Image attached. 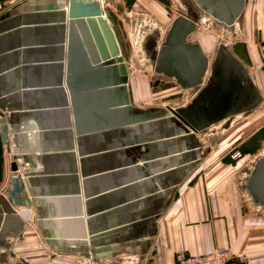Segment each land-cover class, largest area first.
Returning <instances> with one entry per match:
<instances>
[{
    "label": "crops",
    "instance_id": "1",
    "mask_svg": "<svg viewBox=\"0 0 264 264\" xmlns=\"http://www.w3.org/2000/svg\"><path fill=\"white\" fill-rule=\"evenodd\" d=\"M67 4L0 0V135L13 187L0 231L14 237L0 239V264H177L179 252L216 247L264 264V216L238 175L264 155V145L246 149L264 134L257 44H230L186 13L198 29L185 40L173 23L155 70L187 98L157 115L147 73L115 60L93 67L80 31L68 34ZM194 107L214 123L203 128L209 117L195 119ZM223 139L239 160L221 154Z\"/></svg>",
    "mask_w": 264,
    "mask_h": 264
},
{
    "label": "rangeland",
    "instance_id": "2",
    "mask_svg": "<svg viewBox=\"0 0 264 264\" xmlns=\"http://www.w3.org/2000/svg\"><path fill=\"white\" fill-rule=\"evenodd\" d=\"M92 1L93 3H100L101 11H105L117 37L121 55L113 61L115 69L119 70L120 66L125 67L127 74L130 71L143 70L150 76L154 90L152 102L157 107V112L152 113L157 115L165 114L171 106L179 105L185 102V98H187L182 94L173 97L171 95L172 91L169 89L171 85L166 83L164 75L158 74L164 70L166 60L163 54L166 51V40L170 42L169 37L171 35L169 36V32L171 26L174 23L179 26L180 30H183L184 17L182 16L186 13H191L199 19V28L219 37L224 36L230 44L234 41L242 40L245 42L251 39L254 44H257L258 48L259 43L264 41V0H237L236 2L239 4L237 9H241L242 2L244 3L237 21L233 18L232 4L229 0H210L211 2L202 0L203 5L197 4L196 0H137L134 5L133 0ZM210 3L217 8L220 16L218 18L226 26L220 23L219 26H216L213 17L209 13L204 21L198 18V15H201V10H206L211 5ZM195 29H198V26ZM188 34L189 32H185V40ZM183 43L186 44V42ZM160 54L163 58L158 57ZM155 69H158L159 72L157 73ZM263 136L264 134L252 139L253 141L246 145V149L249 148L253 151L261 149L260 147L264 145ZM210 141L214 144L218 143L217 139ZM231 149L230 141L223 139L221 154L227 153V157H231L233 161L239 160L241 153L239 152L240 156L234 158V154L238 151H232ZM255 161V157H247L243 161V166L240 168L238 175L240 176L241 190L250 202H253L254 213L264 216V206L261 205V202L252 199L247 191L249 177L256 173ZM11 183L5 171L4 152L0 135V226L3 219L1 217H4L3 215L7 210L6 193L12 195L13 187ZM7 236L4 230L0 231L2 241ZM8 237L14 238L12 235ZM134 262L131 259L128 264H134Z\"/></svg>",
    "mask_w": 264,
    "mask_h": 264
},
{
    "label": "water",
    "instance_id": "3",
    "mask_svg": "<svg viewBox=\"0 0 264 264\" xmlns=\"http://www.w3.org/2000/svg\"><path fill=\"white\" fill-rule=\"evenodd\" d=\"M68 1L71 2L70 10L67 11L68 34L69 36H71L72 32L76 31V29L80 31L84 44L87 45L89 58L93 67L101 63H106L108 61L118 59V57H120L121 55L119 44L108 19L100 11L101 8L100 3L99 2L93 3L92 0H68ZM196 1L200 5H203V2L201 0H196ZM236 1L237 0H229V2H231L232 4L233 18L234 20L237 21L239 12L242 11L241 9L243 8L244 3L242 2L241 9H237V5L239 4ZM217 4L219 5V3ZM206 10L216 19H219L218 18L219 13L217 12L216 7L208 6ZM183 21H184V29H185L184 32H190L191 30L194 29L195 27L194 22L186 18H184ZM82 25L85 26L86 30L82 29ZM179 35L181 36V38L183 37L184 34L182 30H179ZM101 36L104 40L105 46L103 44ZM177 44L179 47L184 46L183 41H181L180 39L177 41ZM96 47L98 48V52L100 54L97 53ZM65 83L67 88L69 89L70 100L73 101L74 92L70 90L68 81L67 82L65 81ZM199 87H197L193 91L192 97L197 94V92L199 91ZM220 96L221 95L219 94L218 91L215 92L213 95V100L214 101L219 100ZM126 108L130 109L129 103H126ZM191 114L196 116L195 119L206 118V116L209 117V121L208 119H206L207 122L205 124L204 123L201 124L203 128L208 127L214 123V120L213 118H211L209 112H204L194 107V111L191 110ZM229 115L230 112H226L224 114V117H227ZM12 168L16 169L15 163L12 164ZM255 170L256 173L251 177H249L247 191L252 199L256 200L257 202H261V205L264 206V155H262L258 159V162H256Z\"/></svg>",
    "mask_w": 264,
    "mask_h": 264
},
{
    "label": "built area",
    "instance_id": "4",
    "mask_svg": "<svg viewBox=\"0 0 264 264\" xmlns=\"http://www.w3.org/2000/svg\"><path fill=\"white\" fill-rule=\"evenodd\" d=\"M211 16L214 18L213 20L217 21L213 15ZM224 45H227V43ZM258 49L262 69L264 71V41L259 43ZM238 156H240V154L239 152H236L234 158H237ZM246 261V255L238 254L232 249L226 247H216L212 252L204 255H195L188 252H179L176 255L177 264H244Z\"/></svg>",
    "mask_w": 264,
    "mask_h": 264
},
{
    "label": "bare ground",
    "instance_id": "5",
    "mask_svg": "<svg viewBox=\"0 0 264 264\" xmlns=\"http://www.w3.org/2000/svg\"><path fill=\"white\" fill-rule=\"evenodd\" d=\"M70 4H71V2L70 1H68V4H67V8H66V10L67 11H69L70 10ZM100 11H101V8H100ZM103 11H104V8H103ZM102 12V11H101ZM103 13V15L107 18V16H106V14H105V11L104 12H102ZM108 19V18H107ZM110 23V22H109ZM111 25V24H110ZM112 27V26H111ZM113 29V28H112ZM114 31V30H113ZM115 33V32H114Z\"/></svg>",
    "mask_w": 264,
    "mask_h": 264
}]
</instances>
